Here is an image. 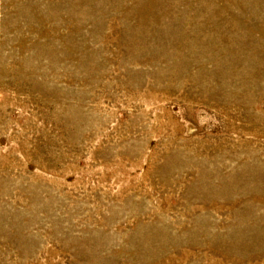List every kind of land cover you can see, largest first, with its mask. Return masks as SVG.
Here are the masks:
<instances>
[{
    "label": "rangeland",
    "instance_id": "374dc122",
    "mask_svg": "<svg viewBox=\"0 0 264 264\" xmlns=\"http://www.w3.org/2000/svg\"><path fill=\"white\" fill-rule=\"evenodd\" d=\"M0 264H264V0H0Z\"/></svg>",
    "mask_w": 264,
    "mask_h": 264
}]
</instances>
